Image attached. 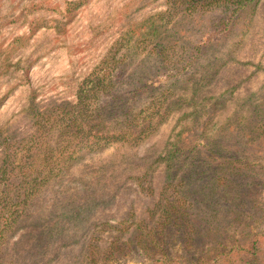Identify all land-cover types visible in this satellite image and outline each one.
<instances>
[{"label":"rangeland","instance_id":"1","mask_svg":"<svg viewBox=\"0 0 264 264\" xmlns=\"http://www.w3.org/2000/svg\"><path fill=\"white\" fill-rule=\"evenodd\" d=\"M167 1L0 0V167L14 175L0 177V264H154L136 242L184 198L195 230L167 228L170 258L264 264V0ZM98 79L94 102L81 87ZM82 97L107 134L153 130L41 161L61 143L55 128L42 143L37 122ZM172 144L193 150L166 164Z\"/></svg>","mask_w":264,"mask_h":264},{"label":"trees","instance_id":"2","mask_svg":"<svg viewBox=\"0 0 264 264\" xmlns=\"http://www.w3.org/2000/svg\"><path fill=\"white\" fill-rule=\"evenodd\" d=\"M246 0H168L167 3L172 2L170 7L174 4L176 7L183 6V11L189 13H196L200 11H206L213 8H223L224 10H229L231 12H236L238 8L246 3ZM151 34L156 35V28L153 26L151 30ZM105 85L100 84V79L95 82H90L91 86H88L86 82L82 83L81 91L86 94H91L89 99L96 101V96L99 95L100 92H104L108 83L102 79ZM81 92V93H82ZM78 99L81 100V95L78 94ZM77 101L75 106L81 105V108L75 109L72 107V111H65L62 114H59L58 117H53V114L48 116V118L40 124L37 122V126L39 128L40 138L42 143L47 146V141L51 139L52 135L50 132L55 128L57 134L56 137L58 142L61 143V147H56V154L52 157V153L48 152L46 155L42 156L41 161H49L51 165H61L64 166L66 161L72 158L74 154L82 149L92 150L97 147H101L103 145L108 144L109 142H117L119 140L127 141L129 139L131 142L141 141L144 137H146L149 133L152 132L153 126L150 120H136L133 123L127 125V129L119 131L117 134H107L103 132V128L99 126V114L95 112L94 109H88L85 107V99L82 97V101ZM84 100V102H83ZM84 103V104H83ZM126 115V114H124ZM128 117L126 115L125 120L127 121ZM95 120L96 123H91V121ZM132 121V119H130ZM157 124V122L155 123ZM133 126V127H132ZM44 132H46V136H44ZM43 135V136H42ZM32 147V145H31ZM193 150V146L189 144H184L182 147L177 146V144H172L170 149H167L164 155V160L167 163H171L174 160L178 159V156L189 154ZM22 157H26L25 154L21 155ZM12 162L9 161L8 164L5 163L0 167V177L6 178V180H11L13 172L11 171ZM170 166V165H169ZM168 166V168H169ZM47 167V166H44ZM166 167V169H168ZM21 169V168H19ZM47 171L51 172L55 169L54 166H49ZM35 175V174H34ZM38 176L35 175L34 179ZM33 185H26V191H24V196L30 194V190ZM10 187V186H8ZM184 203L187 205L184 208L179 207V211L174 212L173 209H168L166 212H163V218L167 219L166 222L159 224V226H155L152 230L147 231L145 235L144 242L141 239H138L136 242L138 244V248L144 251L151 250L157 252L160 257L154 260V264H203L204 259H193L191 257L185 258L183 263H180L177 260H174L169 257L166 251V238L165 233L167 228L169 227L170 233H173V229L179 232V228L182 227V233L185 235H190L195 230L194 225L188 220L190 217V211L188 209V200L186 198L183 199ZM194 201V199H191ZM192 203V202H191ZM12 215V213L10 212ZM177 214V218L175 215ZM178 221V222H177ZM182 221H186L187 223L181 224ZM181 224L182 226H180ZM184 231V232H183ZM187 239H191L187 237ZM186 239V240H187ZM187 242V241H186ZM244 250L246 253H249V256L253 253L254 248L245 247ZM241 263L240 256L237 257V264ZM244 264H251L249 260H244Z\"/></svg>","mask_w":264,"mask_h":264}]
</instances>
